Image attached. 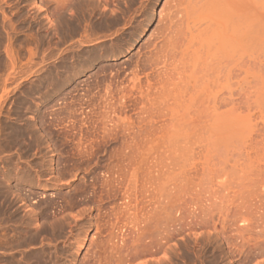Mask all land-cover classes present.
<instances>
[{
	"label": "rangeland",
	"instance_id": "rangeland-1",
	"mask_svg": "<svg viewBox=\"0 0 264 264\" xmlns=\"http://www.w3.org/2000/svg\"><path fill=\"white\" fill-rule=\"evenodd\" d=\"M38 2L0 0V264H264V0Z\"/></svg>",
	"mask_w": 264,
	"mask_h": 264
},
{
	"label": "bare ground",
	"instance_id": "bare-ground-1",
	"mask_svg": "<svg viewBox=\"0 0 264 264\" xmlns=\"http://www.w3.org/2000/svg\"><path fill=\"white\" fill-rule=\"evenodd\" d=\"M71 1V0H70ZM159 4H160V0H155V2H154V4L152 5V10H151V15H150V20H149V24L148 25H146V27L144 28V29H142V34L143 33H146V32H148V27H149V25H150V23H151V21H152V19L154 18V13H155V11H156V9H157V7L159 6ZM33 5L36 7V9H38V10H41L42 12L43 11H45L44 10V8L43 7H41L40 5H39V2H38V0H33ZM237 32H239V31H237ZM237 32H233V38H237V36H238V33ZM134 46V45H133ZM232 47H234L233 45H231L230 46V48H232ZM209 60V64L207 63L206 64V66H210V67H212L213 68V64H211L212 63V57H209L208 59H207V61ZM130 155V154H129ZM127 156V155H126ZM129 159V158H128ZM164 167V166H163ZM163 176L165 175V173H163L162 174ZM162 176V177H163ZM164 179V178H163ZM162 179V181H164ZM115 181H117V180H115ZM113 182V181H112ZM162 184H163V188H164V182H162ZM122 186L123 187V182H117V186ZM117 186H115V187H117ZM125 188V187H124ZM128 190H127V188H126V191H125V193L127 192ZM124 193V194H125ZM128 195V194H127ZM126 194L124 195V196H127ZM163 196H165V194L163 193L162 194ZM123 196V197H124ZM129 196V195H128ZM126 197V198H124V199H126L128 202H127V204H126V207L125 208H129L130 209V206H131V203H133V201L131 202V199H130V197L131 196H129V197ZM122 197V198H123ZM162 197V196H161ZM164 199V200H163ZM162 201H164V202H166L165 200V197L164 198H162L161 199ZM163 202V203H164ZM152 203V202H151ZM150 203V204H151ZM162 203V204H163ZM161 204V203H160ZM152 205V204H151ZM150 205V206H151ZM164 205V204H163ZM164 207H165V205H164ZM132 208V207H131ZM73 208L72 207H70L69 208V210H72ZM135 209V208H134ZM165 210L166 209H164V211L163 210H161L163 213H162V216H163V214H164V216H165V214H166V212H165ZM161 211H160V213H161ZM64 211H60L59 213H63ZM82 212H80L78 215H74V214H72V213H68L67 215H63L62 216V218H61V220H59L61 223H56L55 222V228H57V225H58V228H59V226L61 227L62 226V228L61 229H63V227L65 226V227H69V228H71V226L73 225V224H76L77 223V221H78V219H79V216H81L82 214H81ZM84 213V212H83ZM149 213H150V211H149ZM159 213V214H160ZM164 216L162 217V218H164ZM165 219V218H164ZM164 219H162V220H164ZM151 220V219H150ZM166 221V220H165ZM58 222V221H57ZM150 222V221H149ZM152 222V221H151ZM164 222V221H163ZM163 222H162V224H163ZM161 224V225H162ZM164 224H165V222H164ZM163 227H164V225H163ZM165 227H167V226H165ZM165 227L163 228L164 229V231L163 232H165ZM57 230V229H56ZM166 233V232H165ZM87 236H88V232H85L84 233V235L82 236V238H81V241H80V243H78L79 245H77L78 247L74 250V253H75V256H78V254H79V252H80V250H81V248H82V246H83V244H84V242L86 241V238H87ZM159 249H160V247H159ZM153 250V249H152ZM150 251V250H149ZM157 252V251H156ZM158 253V252H157ZM151 255V253L149 254V256ZM156 255V254H155ZM146 257V256H145ZM153 257V256H152ZM163 257H166V255H163ZM167 258V257H166ZM148 264L150 263V262H148V261H146ZM146 262H143V263H141V264H147Z\"/></svg>",
	"mask_w": 264,
	"mask_h": 264
}]
</instances>
